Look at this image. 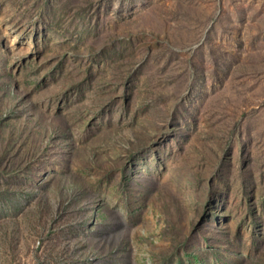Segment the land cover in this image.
Segmentation results:
<instances>
[{
	"label": "rangeland",
	"instance_id": "374dc122",
	"mask_svg": "<svg viewBox=\"0 0 264 264\" xmlns=\"http://www.w3.org/2000/svg\"><path fill=\"white\" fill-rule=\"evenodd\" d=\"M0 264H264V0H0Z\"/></svg>",
	"mask_w": 264,
	"mask_h": 264
}]
</instances>
